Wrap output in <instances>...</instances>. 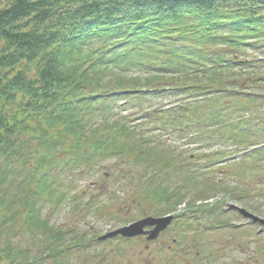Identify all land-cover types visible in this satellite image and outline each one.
Here are the masks:
<instances>
[{
	"label": "trees",
	"instance_id": "obj_1",
	"mask_svg": "<svg viewBox=\"0 0 264 264\" xmlns=\"http://www.w3.org/2000/svg\"><path fill=\"white\" fill-rule=\"evenodd\" d=\"M261 45L264 0H0V239L14 223L18 237L47 233L37 201L41 194L49 201L66 198L51 176L58 160L60 169L90 168L97 158L122 156L125 135L142 137L127 117L108 118L115 98L141 107L146 95L171 86L182 101L144 117L172 132L207 119L201 97L212 107L210 93L221 97L214 118L250 112L249 103L258 108L249 95L228 87L239 83L240 74L231 70H243L239 64L246 62L235 53ZM133 68L144 74H124ZM225 126L220 138L244 147V155L264 168V145L257 141H264V123L247 128L238 119ZM254 141L260 148L247 150ZM132 144L135 154L136 145L144 146ZM217 187L206 181V189ZM5 238L1 264H31L29 248Z\"/></svg>",
	"mask_w": 264,
	"mask_h": 264
},
{
	"label": "rangeland",
	"instance_id": "obj_2",
	"mask_svg": "<svg viewBox=\"0 0 264 264\" xmlns=\"http://www.w3.org/2000/svg\"><path fill=\"white\" fill-rule=\"evenodd\" d=\"M240 51L241 54L235 53V55L239 58L245 59L246 62L244 64H239L243 65L244 69L238 70V66H235L237 68L234 67L235 70H231L235 73L240 74L239 77H235V79H237L239 83L235 88L228 87V90L233 91L237 94H248L250 99L256 100L258 108H253L252 104L249 103V106L251 107L250 113H246V110L240 109L238 111L239 116H231L229 118L227 117V119H222L213 127L210 126L214 123L212 120L213 118L208 117V119H202V125H207L208 129V131L204 133L205 139H211L213 136V138H215L216 136L221 135L223 133L222 130L225 126L221 129L219 128V126H221V124L224 125V123H234L233 121L237 118H244L245 123H249L250 128L254 127L253 123L259 121L260 124V120L264 119V46H247V48L241 49ZM124 74L135 76L143 75L144 73L140 72L138 69L133 68L128 71L124 70ZM170 87L171 86H166L162 88L163 91L161 92L159 91V89L155 91L149 89V91L158 93L159 95H146L143 99L144 103L140 105L141 107L134 106L135 104H132L133 102L125 103L122 97L116 98L113 101L114 104L111 110H109L113 111V113L108 112L109 115L103 114V116L108 115V118L113 119L117 116H119L120 118V115H123L130 121L132 120L129 123H138V129H140L142 133L141 136L144 135L149 141V145H151L152 147L157 148V145H159L161 147V151L164 154L171 153V150L164 151L163 149L162 142H165L167 140V144L174 147L173 154L179 155L180 157L177 160H165L163 156L161 157V159L158 156L152 158V161H155V171L159 173L160 171L166 172L177 168V176L182 177L183 173L181 163H183L187 169H191L197 165H191L187 163L189 156L193 158V161L197 162L201 160V162L204 163L207 160L206 153L213 150V148L219 151H221L222 149L233 151V146L226 142H218L215 145L206 146L202 145L201 140L193 141V134H195V131L197 130L195 128L196 121H193V124L188 128V130L191 129V131L193 132V134L191 135L187 133L184 135L183 129L172 132L171 129L168 128V130L163 132V130H161L160 128H155L153 125H150L152 124V122H154V118L150 120L152 122H140L141 116L146 115V113L151 111H158L162 108H169L170 106L177 103L176 101H174V97H176L175 92H173ZM214 96L216 98V101L212 106L213 111L214 108H218L221 101V97L219 95ZM204 107L208 108L206 103ZM99 116L102 115H98L97 117ZM97 117L89 120L90 123L93 124ZM257 131V134H259L262 130L258 129ZM125 136L126 138L124 139ZM125 136L121 139L120 142L123 143L126 147V152H124L125 155L130 157L134 156L133 160L128 162L118 160L117 157H113L108 161H105L104 166H102L98 171L94 173H90L86 169H80L74 174H71V172H64L63 174L59 173L58 179H60L61 181H57L60 183V186L58 185V187L59 189L62 188L66 191V198L59 199L60 202L58 201L57 205H54L51 202H46L43 200V198H40L37 201L38 206H40L39 211L41 218H45L47 220V224L50 225L51 232H54V229H56L55 231H58L59 229H65L73 232V236L71 234L67 236L64 239L63 244L58 248L59 250L62 247L66 248L65 252H67L68 255L65 258H61L59 252H55L49 255L48 253H46V251H48L46 247L49 243V240L40 232H34L32 234H28L27 232H20V237L15 236L16 230L19 229V226L15 223L11 225V229L13 230V232L7 233L8 235L2 234L1 238L3 239H0V246H3L5 244V242L3 241L6 239L5 236H9L10 242L14 245H16L15 240L18 239L22 244L20 246L28 247L30 253L33 254L38 252L40 254L42 253V255L45 256V258L40 259V264H61V262L63 261L70 264L171 263L172 255L168 254L165 249H159L158 251H155V245L150 250H146L144 248V243L139 240L120 243L118 240L114 239L104 241L101 244L97 243L96 237L103 234L105 231L112 230L140 216L154 213V205L159 204L158 208H161V210L163 209L162 207H160V203H157L155 201L152 203L148 201L145 193L141 194L142 191L140 189V185L148 184L152 180L154 181L153 185H155L157 179L161 177L157 176L146 179V177L152 175V173H147L151 170H149V168L147 167L148 165L146 162L141 163L143 157L140 158L135 154V146H133L132 144L134 141H139L137 138V136L139 135H137L136 133L129 137L128 135ZM259 137L262 136L259 135ZM258 141L262 142L261 139H259ZM259 142L254 141L251 145L259 144ZM237 153L238 152L235 151L226 164L217 166L219 168H217L214 177L223 176V178L226 179L225 174L223 175L224 172L222 174L220 173L223 169H228L229 184H234L236 186L234 187L237 191H239L242 187L251 194L250 197H248L247 199H243V201L241 202H237V204L253 211L258 216L264 217V168L255 169L254 166L246 165L245 169L249 171V174H243L247 177L238 178L236 174L240 168L236 166H239L238 163L248 164V161L250 160L246 159L245 157L244 161L241 160L240 155ZM223 160H227V158H223ZM261 162H263V160ZM168 177L169 179H160L159 185L171 189L172 185L168 183V181H174L176 176L169 175ZM62 180L64 181L61 184ZM188 186L189 185L187 182L182 185L183 188H188ZM76 190L77 196L75 198V202L73 195ZM220 190H222V187L220 188ZM143 191L146 192V190ZM56 193L58 194L59 191H57ZM256 193H258L259 195V197L257 198H255V196L257 195ZM224 194V191L213 194L211 195L209 201L218 202V204L221 205L220 210H223V213L224 210L226 211V213H224L225 217H223V219L227 217L229 218V220L226 221L227 225L218 228V231H210L207 234L202 233V231L198 232L201 238L202 234H204V238H202L204 244H200L198 251L201 247H203L204 249L207 248V250L210 249L213 258L212 264H230V261L236 264L235 260L237 258L240 259V264H246V261H249L250 258L247 257L245 260L244 255L248 252H251L252 247L257 242L256 239L251 240V237L256 231L257 226L243 225L242 228L237 230L238 227L236 228L235 225L240 223L243 224L242 218L238 214H236L235 211H230L226 208V200ZM187 196L188 198L184 199L185 202L187 200H190L192 197V195L190 194H187ZM195 199V204H199L200 202H202V200L198 198ZM87 202H89L87 204L89 208H87L88 206L86 208H83ZM182 207L183 201L180 202L179 205L174 206V209H181ZM195 214H197V212H195ZM200 221L203 222L202 219H200ZM230 226H232V230L230 229ZM194 231L197 232V229L193 230L192 224V228L189 230L188 236L193 235ZM232 232H235L237 234H234L232 240L233 242H231V245H233L231 246V248L233 247L234 250L232 251V255L234 256V258L229 261V259L231 258V253L226 252L229 250V248L226 247L225 249H222L220 248V244L225 240H229V236L232 234ZM74 233L75 235L82 237L83 241H85V244H83L82 247H79L77 245L75 246L73 244ZM225 235H227V238H223V236ZM254 238H256V236ZM259 238L263 239L264 234ZM92 239L94 240L92 241ZM87 240H90V243H87ZM238 241H244L247 244V247L245 246V248L238 250ZM203 245L206 246V248ZM256 249L258 258L255 264H264V248L261 249L257 247ZM222 251L227 254L225 255ZM240 251L243 255H240ZM189 254L190 256L187 257V260H189V262L186 261V259H183L178 264H202L201 262H203V260H198V258L197 260H194L193 257H195V255H192V253ZM1 259L2 258H0V264L3 261ZM251 262L252 260L247 264H252Z\"/></svg>",
	"mask_w": 264,
	"mask_h": 264
},
{
	"label": "flooded vegetation",
	"instance_id": "obj_3",
	"mask_svg": "<svg viewBox=\"0 0 264 264\" xmlns=\"http://www.w3.org/2000/svg\"><path fill=\"white\" fill-rule=\"evenodd\" d=\"M147 229H150V228L148 227ZM171 235H172V233L170 231L165 230L163 233L160 234V236L157 240H155L150 245L146 244L144 247L146 250H150L152 247H154L156 245L154 247L155 251H158L159 249H165L168 254L172 255V261H171V263H168V264H174V263L178 264L183 259H186V261L189 262V260H187V254H188L187 251L189 248L188 247L189 242L187 240L179 241V243L181 244V247L180 248L176 247V249H174V246L177 243L176 238H174V237L171 238L170 243H167V238H169ZM143 237L145 238V236L137 237L136 240H139L142 242ZM183 245H185L186 247H184ZM182 253H186V254H182ZM186 261H185V263H186Z\"/></svg>",
	"mask_w": 264,
	"mask_h": 264
},
{
	"label": "water",
	"instance_id": "obj_4",
	"mask_svg": "<svg viewBox=\"0 0 264 264\" xmlns=\"http://www.w3.org/2000/svg\"><path fill=\"white\" fill-rule=\"evenodd\" d=\"M238 210H239V212H240L243 216H245V217H249V218H251L253 221L259 220L260 222L264 223V220L259 219L257 216H255V215H253V214H251V213L245 211L244 209H242V208H238ZM138 225H139V223L132 224V225H130V226H128V227H125V228H123V229H120V230H118V231H116V232H120V233H123V234H125V235H132L133 233L136 232V229H135L134 227H136V226H138ZM160 228H162V227H160ZM116 232H114V233H116ZM156 234H157V232L154 233V235H152V238H154V237L156 236Z\"/></svg>",
	"mask_w": 264,
	"mask_h": 264
}]
</instances>
